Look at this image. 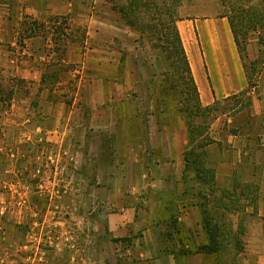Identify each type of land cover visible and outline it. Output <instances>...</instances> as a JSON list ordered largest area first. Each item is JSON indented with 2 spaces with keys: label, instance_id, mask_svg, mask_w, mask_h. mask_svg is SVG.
Instances as JSON below:
<instances>
[{
  "label": "crops",
  "instance_id": "1",
  "mask_svg": "<svg viewBox=\"0 0 264 264\" xmlns=\"http://www.w3.org/2000/svg\"><path fill=\"white\" fill-rule=\"evenodd\" d=\"M177 1L176 26L201 105L236 107L210 129L213 144L206 151L213 156L217 182L222 176L227 187L257 189L256 209L246 210L257 217V224L247 228L245 249L236 259L193 253L208 240L198 199L185 191L187 131L145 133L135 128L137 115L123 113L124 92L134 87L131 78L139 80V71L131 73L130 60L122 63L123 54L114 44L137 35L129 33L115 1L0 0V92L10 87L15 91L11 100L0 95V138L11 136L10 121L25 122V109L41 89L40 107L49 109L50 130L46 126L37 131L58 133L62 104L45 102L43 81L51 73L60 74L58 86L68 84L70 75L78 77L62 132L69 151L77 154V165L88 169L89 176L93 173L96 184L88 193L67 198L68 218L76 223L69 232L83 238L77 247L71 242L65 256L59 253L63 264H264V45L260 44L264 30L257 23V30L248 33L243 60L231 26L233 9L262 11L264 0ZM60 25L62 35L51 33ZM75 31L79 38L82 35L81 42L69 38ZM261 61L251 87L248 67ZM23 90L36 93L26 97ZM245 100L250 102L248 113L242 106ZM255 119L261 120L263 131L253 129ZM5 161L0 162V175L17 171L10 180L27 183L24 161L15 169ZM2 197L5 194H0L1 201ZM95 200L99 210L88 216L81 202ZM89 217L96 230L92 237L80 227ZM15 229L7 230L6 264H14L12 256L19 246L11 242ZM76 248L80 250L74 254Z\"/></svg>",
  "mask_w": 264,
  "mask_h": 264
},
{
  "label": "rangeland",
  "instance_id": "2",
  "mask_svg": "<svg viewBox=\"0 0 264 264\" xmlns=\"http://www.w3.org/2000/svg\"><path fill=\"white\" fill-rule=\"evenodd\" d=\"M149 18L142 16L138 18L139 20H135L133 17L131 19L142 23V25H149V21H151ZM123 21L126 22L125 19ZM248 23L244 22L243 25ZM153 24L157 25L156 30L146 26L143 31L127 24L129 33L136 34L137 38L129 36V39L117 40L114 44L115 48L123 54L122 63L126 62L125 59L130 60L131 73L139 71L140 81L135 78L139 84L135 85V80L133 81L131 78L134 87L124 92V100L127 103L123 106V113L137 115L139 119L135 123L137 124L135 128L142 132H157L167 129L176 133L177 130L185 129L189 136V144L191 142L193 148H198L199 143L204 142L205 138H209L213 144L210 136L211 126L218 118L228 114V111L232 112L236 107L232 103L227 106L214 105L211 107V113L207 116H202L201 112L196 111L195 107L198 103L195 95L189 92L191 86L187 73L184 72V63L180 58H177L173 48H171L172 52H169L170 37L166 34V28L159 26V19H156ZM61 25L54 26L51 33L62 35L64 27ZM249 25L254 24L250 22ZM81 37L79 38V34L75 31L71 32L69 38L77 43ZM139 48L142 49L138 53ZM261 63L263 62L256 63L253 67L254 81L256 82ZM249 69L252 71L250 66ZM77 78L74 77V74L70 75L68 84L58 86L61 82L60 74L51 73L47 74L43 81V88L47 89L45 102L52 106L57 103L62 104L59 110L62 121L59 123L58 133L37 131L40 130V127L44 129L46 126L48 131L50 130L49 109L46 110V106L40 107L41 89L31 97V104L25 109V122L10 121L7 128L11 129V133L14 135L0 138V146L3 145L4 148L0 152L5 153L0 155V162L7 160L15 169L18 162L24 161L27 169L25 173L27 183H21L18 179L11 181L14 174H18L17 171L13 173L12 167L9 169L12 171L11 174L6 172L5 177L0 175L4 178L0 179V194H5L2 201L0 200V264H6L3 260V251L6 249L4 245L9 237L7 230L11 226L16 228V232L13 233L15 238L11 239V242L19 244L16 246L15 255L12 256L14 264H63L59 253L61 257L65 256L66 253H69L71 242L76 246L83 238V235L77 234V239L74 233L72 237L69 232L72 224L76 223L68 218L69 212L67 213L66 203L69 195L78 196L88 193L91 187L96 184L95 175L92 173L89 176L88 169L85 170L77 165V154L73 155L69 151L66 133H64L65 119L69 115V106L72 104L70 95L75 88L74 79ZM126 78L127 74L123 75V81H126ZM12 81V78H9L10 86H12ZM173 92L175 101L168 105L165 97H169ZM23 93L27 97L36 91L23 90ZM0 95L11 100L15 91L10 87L9 90H2ZM249 104L250 102L245 100L242 105L246 113L249 112L247 109L250 107ZM191 112L194 115H189ZM239 122L242 123L243 118H239ZM199 125L203 129L198 130L197 126ZM253 129L256 132L263 131L261 120H254ZM209 146L205 148V151ZM19 147H24V152ZM151 156L155 157L154 153ZM212 157H209L208 154L206 164L201 161L198 166V170H200L198 172L201 173L198 176H196L197 167L193 166L192 169H188L190 180L186 184L185 191L196 195L198 199L203 215L201 220L203 229L205 230L204 224L207 223V219L210 223L212 222V225L222 229L220 233L216 234V237L219 238L224 254L215 256L236 259L245 249L247 228L257 224V217L246 213L249 208L256 209L257 189L250 186H246L244 189L235 184L227 187L226 180L222 176L218 178L219 182H217V170L212 162ZM209 168L215 169V178L212 180L204 175V172ZM241 175L239 176L241 178L245 176L243 172ZM205 195L208 198L203 199ZM173 200L174 198L168 202L169 205ZM81 204L83 209L88 211V216L96 214L100 207L97 200L92 203L81 202ZM238 214L244 216H236ZM229 221L234 225H230ZM73 226L78 229L77 226ZM231 226L234 231L241 233L238 237L241 240L242 249L238 254L235 250L233 236L230 234ZM80 227L89 233L90 237L96 233L90 217ZM79 250L78 248L74 249V254ZM225 264H229V262Z\"/></svg>",
  "mask_w": 264,
  "mask_h": 264
},
{
  "label": "trees",
  "instance_id": "3",
  "mask_svg": "<svg viewBox=\"0 0 264 264\" xmlns=\"http://www.w3.org/2000/svg\"><path fill=\"white\" fill-rule=\"evenodd\" d=\"M115 1V8L117 11L123 16V19L127 22V24L131 27H135L141 31H143V28L149 27L153 30H156L155 28L157 25L153 24V22L156 19H159V26H163L166 31V34L170 37V41L168 42V50L171 51V48L176 52L177 58H180V60L184 63V72L187 73L188 76V82L190 83L191 89L190 93L195 95L197 99L198 105H196L195 110L202 113V116H207L211 113L212 108H204L199 99V93L194 81V78L192 76L190 64L188 61V58L186 56L177 26V16H176V8L178 7L179 3L177 0H113ZM233 19L231 18V26L233 28V32L235 35L236 43L239 47L241 56L243 60L246 59V47L248 44L247 41V35L251 30H257L258 24L259 29L264 30V10L258 9H250L248 11L245 10H232ZM142 16H148L150 17L149 25H142V23H138L135 20H139L138 18ZM134 18L133 20L131 18ZM238 18V19H236ZM247 19L249 23H254V25L244 24V21ZM258 23V24H257ZM154 36V35H153ZM260 44L264 45V36L260 39ZM172 56V53H171ZM256 63H251L250 67L252 68V71H249V79L251 81V87L255 86L254 77H255V71L254 68ZM248 67V65H247ZM249 68V67H248ZM167 100L168 105H171L173 101H175V93L173 92L169 97H165ZM188 112V111H187ZM194 115L192 112L189 113ZM197 117V115H196ZM195 117V118H196ZM206 128V127H205ZM208 128V127H207ZM206 128V129H207ZM197 129H203L202 126H197ZM212 144V141L209 138H205L204 142L199 143L198 148H193V145L190 144L187 146V150L185 152V174H184V181L185 185L187 184L188 180H190L188 177V169H192L193 166L197 167L196 176H198V166L201 164V161L203 164H206V160L208 159V154L205 151V148ZM200 152V153H199ZM204 175L209 177V179L215 178V169L209 168L204 172ZM188 196L196 197L194 194H189L186 192ZM201 194V193H200ZM208 198L206 195L203 197V199ZM203 207V206H202ZM204 209V208H203ZM206 209V208H205ZM204 213V212H203ZM206 214V213H205ZM206 220V218H205ZM209 219H207V223H205L204 228L207 235L208 243L204 246H200L196 248V250L193 251V253L196 254H206V255H220L224 254L223 247L221 243L219 242L218 236L216 237V234L220 233L222 231L221 227H216V225H212V222L210 223ZM230 225L232 224L231 221H229ZM229 225V226H230ZM231 226V232L230 234L233 236V242L235 246V250L238 253L241 252V240L238 237L241 233L238 231H234V228ZM222 238V236H221Z\"/></svg>",
  "mask_w": 264,
  "mask_h": 264
}]
</instances>
